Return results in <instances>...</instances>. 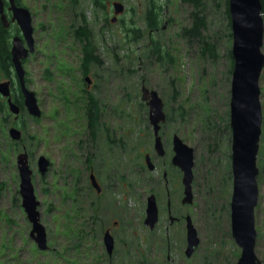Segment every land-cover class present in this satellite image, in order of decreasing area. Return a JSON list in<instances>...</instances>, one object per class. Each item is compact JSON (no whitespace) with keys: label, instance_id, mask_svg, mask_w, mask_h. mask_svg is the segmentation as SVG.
<instances>
[{"label":"rangeland","instance_id":"1","mask_svg":"<svg viewBox=\"0 0 264 264\" xmlns=\"http://www.w3.org/2000/svg\"><path fill=\"white\" fill-rule=\"evenodd\" d=\"M101 1L102 6L93 0H20L30 11L34 38V51L23 60L26 85L37 96L41 116L33 118L25 108L17 118L8 109L0 112V264H235L240 247L230 232L232 66L228 50L232 36L225 0H204L200 12L205 20L202 35L214 44V57L201 54L200 42L181 35L191 23L192 11L182 0H158L167 5L154 32L146 27L144 0ZM114 1L124 8L112 21ZM167 18L169 23L161 28ZM81 27L90 31L100 59L90 63L85 74L82 42L76 38ZM156 42L164 55L159 61L151 52ZM85 75L92 80L90 86L83 80ZM10 81L16 87L14 74ZM142 85L157 91L163 102L166 119L159 135L166 156L157 159L159 166L153 172L125 175L129 186L137 190L133 193L126 180L117 178L127 173L122 164L115 163L117 175L111 178V165L106 163L110 161L102 152L110 139L124 140V134L133 152L138 145L152 150L154 137L148 106L141 99ZM259 86L262 124L256 155L254 251L264 264V68ZM89 97L96 110L94 142L87 125ZM12 125L21 130V140L10 138ZM174 134L194 149L193 202L177 210L190 215L197 231L199 242L190 256L184 253V222L167 230L164 210L155 231L147 232L143 224L138 180L145 179L146 189L152 188L161 212L166 206L164 187L151 179L162 168L172 170L162 162L172 153ZM92 143L100 154L96 166L104 189L99 199L87 185L81 149ZM24 149L46 231L44 250L30 237L31 222L21 205L16 156ZM40 155L50 161L44 175L37 166ZM171 190L179 204L180 179H174ZM106 227L115 236L111 256L102 239Z\"/></svg>","mask_w":264,"mask_h":264},{"label":"water","instance_id":"2","mask_svg":"<svg viewBox=\"0 0 264 264\" xmlns=\"http://www.w3.org/2000/svg\"><path fill=\"white\" fill-rule=\"evenodd\" d=\"M231 26V55L232 73L229 100V125L231 130V196H230V232L238 247L240 254L235 264H262L254 251L256 230L254 226V208L258 198L256 155L259 148V139L262 124V106L260 101L259 79L264 68V52L262 51L264 33V9L261 0H227ZM5 12L4 0H0V21L7 28L10 22L17 24L21 35L11 37L10 55L19 86L23 105L28 114L34 118L41 116V109L35 92L26 85L23 60L34 51L33 27L31 14L27 7L17 5L15 0H7ZM114 14L123 11V4L118 1L112 3ZM115 20V16L112 17ZM86 81L90 79L86 76ZM0 94L6 98L8 110L15 115L20 114L21 107L11 95V81H0ZM141 99L148 106V119L154 135V149L160 155L163 154V145L159 130L165 121L163 102L157 91L149 89L145 85L141 87ZM12 140L22 139V132L15 125L8 129ZM172 163L182 172V184L184 186L182 202H193L192 180L194 165V149L186 144L178 135L172 137ZM146 162L150 169L153 168L149 157ZM50 161L40 155L37 158L39 173L44 175ZM16 165L20 178L19 193L21 205L31 222L30 237L41 250L47 248V237L44 225L40 222L39 201L36 199L31 180L32 170L28 161V154L24 149L16 156ZM93 186H99L91 175ZM157 221V206L154 196L147 199L145 223L153 228ZM108 252L112 250V237L109 233L104 236ZM199 239L191 218H186V247L184 253L190 256Z\"/></svg>","mask_w":264,"mask_h":264},{"label":"flooded vegetation","instance_id":"3","mask_svg":"<svg viewBox=\"0 0 264 264\" xmlns=\"http://www.w3.org/2000/svg\"><path fill=\"white\" fill-rule=\"evenodd\" d=\"M17 5H22L20 2H17V0H15ZM143 3L145 4L144 8H145V14H144V18H146L147 16H154L157 20H158V26H156L154 29L150 30L152 32L158 30L159 25H160V18L162 17V13L161 11L164 9L163 7L166 6V2L164 3V5H162L161 3H158V0H144ZM7 13L9 14L10 12L7 11ZM115 16V20H116V15ZM114 20V21H115ZM169 18H167L166 20H164V24L161 26V28H165V26L167 25V23H169ZM83 69V67H82ZM83 72L87 73V69H83ZM83 73V74H84ZM86 76L85 75L83 77L84 82L87 84V86H90L92 80L90 79V83H88L86 81ZM95 106V102L94 99L92 97L88 98V103L86 106V110L88 109L89 106ZM96 110H94L93 108V112L91 114V116L89 115V113L87 114V118H88V128L91 131V142H94V127H95V123H96V115H95ZM161 130V128H160ZM154 137V135H153ZM173 137V136H172ZM161 141H162V145H163V154L160 155L156 152V150L154 149V144L151 150V147L148 149V147L146 146H142V145H138V149L133 152L132 150V146L131 144L126 140L125 138V134H124V140L123 139H110L109 140V144L105 147H103V152H102V157H105L110 161V163L107 161L106 163L111 167V174L110 177L113 178L115 177V175H117L115 166L117 167L118 165H116L115 163H121L123 166V171H127L126 174H121L119 175L117 178H123V180L125 181L127 179V177H125V175L127 176L128 174L130 175L131 173L138 171L140 174H143L142 172H144L145 174L149 173V172H153L154 170H156V168L159 166V163L157 162V159H163L166 156V151L164 148V144H163V139L161 137ZM81 149L85 152V156H84V166H85V170H86V179H87V185L90 187L91 190L94 191V193L96 194L97 198L99 199L101 196V193L104 189V187L102 186L101 182H100V177H99V172H98V165L97 161L99 160L100 154L98 153L99 148L95 147L93 145V143L91 144V146L88 147H84L83 145L81 146ZM105 150H107V153H105ZM149 157V160L151 161L153 168L150 169L148 167V164L146 162V157ZM173 156V149H172V153L169 155L168 161H164L162 162L163 164H167L168 166H170V168H172V170L170 171L169 169H161V174L156 175V177H154V180L156 182V184L164 187V191H165V197H166V202H165V207L161 210L159 209V205L157 202V195L153 192L152 188L149 187L148 189H146V185H145V179L142 180H138L140 181V191L142 192L140 194V201L142 203V205L144 206V216H143V224L145 227H147V232L152 233L153 231H155L157 229V227L159 226V224L161 223V217H162V212L164 213V210L166 211L164 213L165 217H164V226L166 227L167 230L171 229L173 227V229L178 226H176V224L181 222H184L185 225V229H186V218L187 216L190 217V215L188 213L184 214L183 212H177V210L179 209V211H181V208L183 207V205H187V203H183L182 202V198H183V191H184V186L182 184V172L181 170L172 163L171 159ZM91 175L94 176L99 189H97L95 186H93L92 181H91ZM174 179H176L177 181H179L182 184V195L180 197L179 200V204L176 202L175 199L172 198V184L174 182ZM127 184V188L130 187L129 190H133V193H137V190L132 188L131 185L129 186V182L128 180H126ZM153 195L155 198V202H156V206H157V221L154 224L153 228H150L146 223H145V216H146V207H147V199L149 197V195ZM173 199V200H172ZM175 200V201H174ZM95 206H99L98 203L92 202ZM176 213H179L176 215ZM191 218V217H190ZM192 221V220H191ZM115 224H117V221H114ZM106 233H109L112 237V250L111 252H108L106 244L104 242V236ZM103 244L105 246V250L107 253V256H111V254L115 251V236L114 234L111 232V227H106L104 229V233H103ZM185 241H186V235H185ZM187 244V243H186ZM185 250V249H184ZM125 251V249L123 250Z\"/></svg>","mask_w":264,"mask_h":264},{"label":"trees","instance_id":"4","mask_svg":"<svg viewBox=\"0 0 264 264\" xmlns=\"http://www.w3.org/2000/svg\"><path fill=\"white\" fill-rule=\"evenodd\" d=\"M17 2H20V0H17ZM182 2H185L189 4L192 7L191 11V23L188 27H184L181 31V35L187 37V39H194L197 42H200L201 46V54H206L207 52L211 57L215 56L214 51V44L210 43L207 39H204V36L202 35V30L205 28V20L203 15H200L204 0H182ZM262 6L264 9V0H261ZM93 3L98 6H102V1L99 0H93ZM226 9L225 12L229 19V11H228V1L225 0ZM146 21V27L149 30L154 29L156 26H158V20L154 16H147L145 18ZM228 24L230 25V19ZM18 31L17 26H15L13 23H10V25L5 28L0 21V77L4 78H13V71H12V62H11V55H10V38L12 36V30ZM231 36V33H230ZM76 38L79 39L82 42L81 46V52H82V58H81V65L83 69H86V67L93 62L100 63V59L95 55L94 53V47L92 46L91 40H90V31L87 27H81L78 31H76ZM84 41V42H83ZM152 53H155L156 60H161L163 58V54L161 52V48L158 45V42L153 45V48L151 50ZM168 55L169 53L166 52ZM228 55L231 58V66H232V55L230 49L228 50ZM85 74V73H84ZM12 96L16 103H18L21 107V111L24 110L23 107V99L21 92L19 90V87L16 85H12ZM93 106H89L86 110V113H89L91 116L93 112ZM7 102L6 98H4L0 94V112L2 114L7 112ZM230 177V176H229Z\"/></svg>","mask_w":264,"mask_h":264}]
</instances>
